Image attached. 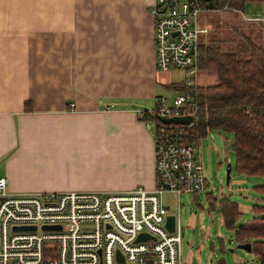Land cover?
Wrapping results in <instances>:
<instances>
[{
    "label": "crops",
    "instance_id": "1",
    "mask_svg": "<svg viewBox=\"0 0 264 264\" xmlns=\"http://www.w3.org/2000/svg\"><path fill=\"white\" fill-rule=\"evenodd\" d=\"M152 2L0 0V177L9 191L155 186L154 130L137 110L181 85L156 68Z\"/></svg>",
    "mask_w": 264,
    "mask_h": 264
},
{
    "label": "built area",
    "instance_id": "2",
    "mask_svg": "<svg viewBox=\"0 0 264 264\" xmlns=\"http://www.w3.org/2000/svg\"><path fill=\"white\" fill-rule=\"evenodd\" d=\"M221 8L230 6L219 0H153L156 68L183 69L186 85H193L198 46L208 30L200 17ZM238 11L248 20L264 19ZM197 108L192 93L178 91L156 95L152 108L137 110L154 130L153 188L12 192L1 176L0 264H185L179 219L175 231H168L170 212L161 195L208 188L199 139H192ZM186 115L188 123L161 120ZM141 233L148 237L138 240Z\"/></svg>",
    "mask_w": 264,
    "mask_h": 264
},
{
    "label": "rangeland",
    "instance_id": "3",
    "mask_svg": "<svg viewBox=\"0 0 264 264\" xmlns=\"http://www.w3.org/2000/svg\"><path fill=\"white\" fill-rule=\"evenodd\" d=\"M242 11L246 16L264 17V2L249 1ZM200 22L208 29L201 36L200 43L219 45L222 50H230L243 57L249 53L251 43L264 46V19H245L231 6L201 15ZM168 72L170 82L174 84L183 85L189 78L183 69H171ZM216 82L215 73L201 68L196 81L191 83L201 86ZM233 140L232 132L219 130H211L199 139L208 186L206 191L180 195L166 191L161 195L169 212L176 214L179 219L180 252L186 264H218V258L227 264H260L252 252L236 248L238 242L235 232L240 224L252 219L253 205L264 204V190L259 188L264 185V175L237 170ZM228 163L231 171L227 183ZM224 196L237 203L240 211L232 226L226 225L221 217L218 200ZM210 197L217 198L213 207Z\"/></svg>",
    "mask_w": 264,
    "mask_h": 264
},
{
    "label": "trees",
    "instance_id": "4",
    "mask_svg": "<svg viewBox=\"0 0 264 264\" xmlns=\"http://www.w3.org/2000/svg\"><path fill=\"white\" fill-rule=\"evenodd\" d=\"M249 1L264 2L219 0V4L242 11ZM197 56L199 69L215 73L217 82L201 86L185 83L179 88L196 99L192 139L198 140L211 130L232 132L237 170L264 175V46L251 43L243 57L219 45L200 43ZM259 188L264 190V185ZM216 201L210 197L212 207ZM218 202L225 224L232 226L240 214L237 203L225 196ZM252 211V219L236 228L235 237L238 243L251 242V252L264 264V204L253 205Z\"/></svg>",
    "mask_w": 264,
    "mask_h": 264
},
{
    "label": "water",
    "instance_id": "5",
    "mask_svg": "<svg viewBox=\"0 0 264 264\" xmlns=\"http://www.w3.org/2000/svg\"><path fill=\"white\" fill-rule=\"evenodd\" d=\"M161 120L164 122H174V123H188L191 121V116H171V117H161ZM230 171H231V165L228 163L226 167V182H229L230 178ZM178 221L177 215L170 213L167 215L165 226L170 232H174L176 229V222ZM34 228V227H33ZM148 235L146 233H141L138 236V240L147 238ZM236 248L244 249L245 251L251 252L252 251V244L251 242H245V243H237Z\"/></svg>",
    "mask_w": 264,
    "mask_h": 264
}]
</instances>
